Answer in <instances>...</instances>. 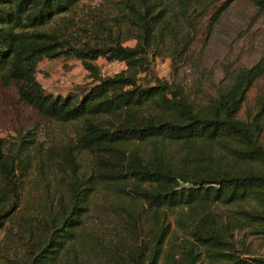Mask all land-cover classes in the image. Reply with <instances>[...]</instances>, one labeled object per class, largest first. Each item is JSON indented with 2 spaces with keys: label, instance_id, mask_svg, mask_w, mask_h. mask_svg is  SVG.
<instances>
[{
  "label": "trees",
  "instance_id": "trees-1",
  "mask_svg": "<svg viewBox=\"0 0 264 264\" xmlns=\"http://www.w3.org/2000/svg\"><path fill=\"white\" fill-rule=\"evenodd\" d=\"M84 1L0 0V90L73 126L60 144L0 137V264H264V55L213 93L153 72L233 0H106L77 25ZM57 58L90 82L47 93L38 65ZM99 58L124 69L102 76Z\"/></svg>",
  "mask_w": 264,
  "mask_h": 264
},
{
  "label": "rangeland",
  "instance_id": "rangeland-1",
  "mask_svg": "<svg viewBox=\"0 0 264 264\" xmlns=\"http://www.w3.org/2000/svg\"><path fill=\"white\" fill-rule=\"evenodd\" d=\"M106 0H86L72 16L77 25L88 18L89 12L101 9ZM225 0L219 2V8ZM204 23L201 22L200 26ZM196 45L191 47L189 55L179 64H173L169 58H156L153 72L158 78L183 88L185 93L204 91L213 93L227 82L228 77L238 67H251L264 55V12L243 0H233L222 12L207 37L198 36ZM132 46L133 42H125ZM102 76H111L124 69L122 63H109L102 58L95 61ZM64 83H60V79ZM37 79L47 93L64 95L74 87L90 82L87 72L75 59H44L38 65ZM256 94L253 89L248 95V106ZM30 131L38 137L41 144H60L72 137L73 126L45 120L34 114L31 109L16 100L12 87L0 90V137L16 136ZM33 173L30 172V176ZM93 224L106 232L109 227L107 216L98 215L93 210ZM95 228L94 225L91 226ZM3 232H0V245Z\"/></svg>",
  "mask_w": 264,
  "mask_h": 264
},
{
  "label": "built area",
  "instance_id": "built-area-1",
  "mask_svg": "<svg viewBox=\"0 0 264 264\" xmlns=\"http://www.w3.org/2000/svg\"><path fill=\"white\" fill-rule=\"evenodd\" d=\"M60 83H64V79L63 78L60 79Z\"/></svg>",
  "mask_w": 264,
  "mask_h": 264
}]
</instances>
